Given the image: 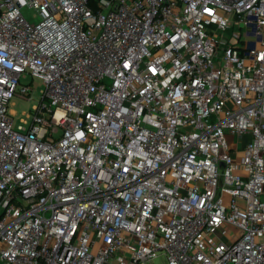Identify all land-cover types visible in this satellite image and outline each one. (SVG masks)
<instances>
[{"label":"built area","instance_id":"1","mask_svg":"<svg viewBox=\"0 0 264 264\" xmlns=\"http://www.w3.org/2000/svg\"><path fill=\"white\" fill-rule=\"evenodd\" d=\"M160 255L264 264V0H0V264Z\"/></svg>","mask_w":264,"mask_h":264},{"label":"rangeland","instance_id":"2","mask_svg":"<svg viewBox=\"0 0 264 264\" xmlns=\"http://www.w3.org/2000/svg\"><path fill=\"white\" fill-rule=\"evenodd\" d=\"M21 13L30 23H38L39 16L34 8L23 7L21 9ZM216 67H219V61L215 63ZM32 79L30 77L26 78L24 82L29 83ZM32 92L30 100H24L20 98H14L9 106L10 111H14V119L16 124H21V117L23 113H31L33 108L38 104V101L41 99L44 91V85L41 80L33 78L32 81ZM24 127L28 128L27 124H23ZM227 140L231 143L233 141V136L228 135ZM251 140L250 136H244L243 143L247 144ZM217 236L224 241H227V238L223 235V232L218 230ZM153 264H168L166 257L163 255L158 256Z\"/></svg>","mask_w":264,"mask_h":264},{"label":"crops","instance_id":"3","mask_svg":"<svg viewBox=\"0 0 264 264\" xmlns=\"http://www.w3.org/2000/svg\"><path fill=\"white\" fill-rule=\"evenodd\" d=\"M12 113H14V111H12Z\"/></svg>","mask_w":264,"mask_h":264}]
</instances>
